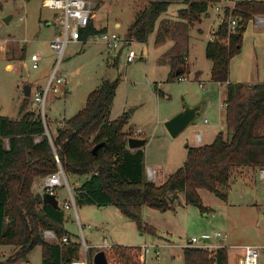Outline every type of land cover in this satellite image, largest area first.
Here are the masks:
<instances>
[{"label": "rangeland", "instance_id": "obj_1", "mask_svg": "<svg viewBox=\"0 0 264 264\" xmlns=\"http://www.w3.org/2000/svg\"><path fill=\"white\" fill-rule=\"evenodd\" d=\"M92 1L93 15L95 9L97 11V27L107 25L109 36L126 40L128 46L110 49L101 33L86 41H71L60 58L51 42L63 33V26L59 19L49 26L45 23L46 19L52 20L57 10L46 7L42 0H0V115L18 118L25 99L24 89L29 86L31 96L25 110L42 116V106L35 102V94L46 88L56 70L57 75L65 77L66 81L58 94L51 92L48 95L44 105L47 131L55 134L65 119L85 107L89 94L104 80L117 81L110 118L117 119L124 112H129L124 130L130 136L147 140L144 146L145 177L149 175L148 167H151L154 171L149 169V172L157 173L155 181L160 184L158 174L169 177L187 159L188 146L198 143L195 130H201L203 142L209 141L213 134L221 131V127L225 129L224 135L228 136L225 106L228 84L211 79L212 61L206 57V45L211 37L214 38L221 23L214 9L218 1L208 3V12L201 15V23L192 24L189 72L185 75L186 80L176 81L168 80L170 66L159 63L171 42L155 44L157 27L145 43L128 41L126 37L137 14L148 8L153 0ZM186 6L182 1H174L161 18L174 20L179 10ZM261 18L264 19V15H255L247 24L241 50L230 63L231 83L252 85L264 81V23L259 22ZM127 47L137 53L133 62H127ZM34 55L40 57L39 64L33 60ZM198 104H203V107L205 104L202 115L176 138L172 137L165 121L184 107ZM138 130L142 134H138ZM5 144L8 146L7 140ZM260 169L236 172L227 190V201L200 189L203 203L210 209L206 213L188 204L183 192H179L175 199V210L162 212L143 205V222L154 227L156 234L140 231L135 221L125 217L113 205L106 210L97 205L77 206L76 210L64 208L65 229L76 242L81 243L79 260L89 256L90 264H94L95 253L108 249L99 248L92 253L88 250L90 247L117 243L141 245L143 249L147 246L149 251L145 252V264H185L183 248L187 242L192 237L200 238L203 234L216 232H221L225 238L214 237L212 244L215 247L209 250L227 246L229 264H239L243 247L264 248V179L260 177ZM66 178L74 195V187L83 182L84 177L66 174ZM43 180H36V184L40 183L33 188L35 193H44ZM57 195L62 206L66 199L69 201L66 186L59 187ZM17 250L14 245H0L1 260L11 257ZM18 264H42L41 246L34 248ZM260 264H264L263 259Z\"/></svg>", "mask_w": 264, "mask_h": 264}, {"label": "trees", "instance_id": "obj_2", "mask_svg": "<svg viewBox=\"0 0 264 264\" xmlns=\"http://www.w3.org/2000/svg\"><path fill=\"white\" fill-rule=\"evenodd\" d=\"M174 1L187 6L179 10L174 20L161 18ZM217 1L220 0H153L137 14L128 28L127 40L145 43L157 27L155 44L172 42L159 63L170 66L168 80L176 81L189 72L192 24L201 23L208 3ZM234 15L235 28L231 30L227 22L220 23L214 39L206 46V57L213 63L211 79L228 84V136L220 131L211 144L188 146L186 161L162 184L145 177V147L128 146L132 136L124 128L129 112L110 118L117 81L104 80L89 94L85 107L65 119L55 134L46 133L49 127L40 114L25 110L29 97L23 100L18 118L0 115V245L18 247L11 257L0 259V264H18L37 246L42 248V264H71L79 259L81 243L65 229L64 206L43 204L42 195L33 191L37 179L55 173L60 166L67 175L88 176L74 187L77 206L113 205L135 221L140 231L152 234H156L154 227L142 219L143 205L162 212L175 210V199L183 192L188 204L206 213L210 209L204 205L200 189L227 201V190L236 172L264 169V81L252 85L229 81L231 60L241 50L248 22L255 15H264V0H243ZM104 32L105 28L96 29L90 20L80 30V39L86 41ZM99 144L102 145L94 154L93 149ZM45 230L53 231L57 241L47 239ZM64 237L68 238L67 243ZM88 250L95 252L91 247ZM105 252L109 264H145L142 246L117 244ZM183 253L185 264L229 261L226 246L214 251L185 246Z\"/></svg>", "mask_w": 264, "mask_h": 264}, {"label": "built area", "instance_id": "obj_3", "mask_svg": "<svg viewBox=\"0 0 264 264\" xmlns=\"http://www.w3.org/2000/svg\"><path fill=\"white\" fill-rule=\"evenodd\" d=\"M243 0H220L214 5L215 13L221 20V23L227 22L229 24V29H234L237 24V18L234 12L237 10V5ZM44 5L50 9L63 12L59 18L61 25L63 26V33L57 35L51 42L53 49L62 57L66 46L71 41L80 40V30L85 29L90 20L93 17L92 5L89 0H44ZM260 23H264V19H259ZM102 38L105 40L106 44L110 49H116L123 46H128L129 44L124 39L111 38L108 34H102ZM214 38L212 37L211 40ZM127 62H133L137 58V53L134 49H129L127 47ZM33 60L39 64L40 57L37 55L33 56ZM187 76H182L179 80H186ZM66 81L65 77L58 76L55 70L52 74L49 83L44 90H41L35 94V102L42 106L43 115L41 116L45 125L44 119V105L47 100L48 95L52 92L53 94H58L60 92L61 85ZM47 127V125H46ZM48 130V129H47ZM138 134H142L141 130L137 131ZM133 137V136H132ZM135 137V136H134ZM198 139L200 134H197ZM150 176H154L153 172L150 171ZM260 177L264 179V169L260 171ZM43 192H48L57 195V189L61 186H66L69 192V201L64 204L65 209H71L72 207L76 209V202L71 191L70 184L66 178V173L64 169L60 166L58 171L44 177ZM45 235L49 238H54L55 234L51 230H46ZM214 237H224L221 232H216L215 234H203L200 238L192 237L186 246H194L201 248H214L212 244V239ZM64 242H68V238L64 237ZM218 248V247H216ZM243 256L240 259L239 264H260V260H264V248L257 246L248 245L242 248ZM149 249L146 247L145 252ZM156 255H159V251H156ZM71 264H90V258L87 256L84 259H78L73 261Z\"/></svg>", "mask_w": 264, "mask_h": 264}, {"label": "water", "instance_id": "obj_4", "mask_svg": "<svg viewBox=\"0 0 264 264\" xmlns=\"http://www.w3.org/2000/svg\"><path fill=\"white\" fill-rule=\"evenodd\" d=\"M8 19L6 20L7 22L9 21ZM24 74L26 75V72H24ZM24 94L25 97L31 96V88L29 86L25 87ZM202 111H203V104H198L195 106H186L175 116L167 119L165 121V127L169 131L170 135L176 138L182 131L188 128L198 117L202 115ZM131 112L133 113V110H131ZM46 133L49 135L48 131ZM146 143L147 140L140 137H130L128 139V146L130 149H137L144 147ZM101 145L102 144H99L94 147L93 149L94 154L97 153V150ZM42 198H43L42 199L43 204H51L55 208H60V203L56 194L44 192L42 194ZM93 261L94 264H109L106 256V252L104 250L95 253Z\"/></svg>", "mask_w": 264, "mask_h": 264}, {"label": "crops", "instance_id": "obj_5", "mask_svg": "<svg viewBox=\"0 0 264 264\" xmlns=\"http://www.w3.org/2000/svg\"><path fill=\"white\" fill-rule=\"evenodd\" d=\"M43 2H44V0H42ZM90 1V3H91V5H92V3H93V1L92 0H89ZM95 13H94V15H93V19H92V23H93V25H94V27L96 28V29H103V28H105V32L104 33H106V34H108L109 35V27L107 26V25H104V26H102L101 28H99V27H97V25H96V19H97V11H96V9H95V11H94ZM61 17V12H59V11H57V13H55L54 15H53V17L51 18L52 20H49V19H46L45 20V23H46V25H52L53 23H55L56 22V20L57 19H59V17ZM116 26L117 27H119L120 26V24L119 23H117L116 24ZM103 33V34H104ZM91 38V37H90ZM212 38V37H211ZM211 40V39H210ZM209 42V41H208ZM171 45H172V42H171ZM171 45H170V47H171ZM207 46V45H206ZM169 47V48H170ZM212 66H213V63H212ZM211 70H212V67H211ZM200 85L202 86V83H200ZM204 107H205V104H204ZM204 107H203V110H204ZM203 112V111H202ZM206 121V120H205ZM221 129V131H224L225 129H224V127H221L220 128ZM199 131H201V130H195V134L197 135V134H200V138L198 139V137H197V140H198V143H195V145L194 146H202V145H205V144H211L212 142H213V140L215 139V137H216V135L220 132V131H218V132H216L215 134H213L212 135V137L210 138V140L209 141H206V142H203V141H201V133L202 132H199ZM187 154H188V152H187ZM186 158H187V156H186ZM186 161V160H185ZM184 161V162H185ZM180 166H178V168H179ZM177 168V169H178ZM145 169H146V167H145ZM149 169H152L151 167H148V176L146 177V179H148V180H152V181H154L156 184H158L155 180H157L156 179V172H155V179H151V176H150V173H149ZM248 169H253V168H245V169H242V170H240V171H238V172H242V171H244V170H248ZM153 170V169H152ZM255 170V169H254ZM261 170V169H260ZM154 171V170H153ZM159 175V177L158 178H160V184H162L163 182H165L166 180H167V175H164L163 173H159L158 174ZM82 177H84V180H83V182L88 178V176L87 175H85V176H82ZM41 181V180H40ZM236 181V179L233 181V182H235ZM83 182H81V183H78L76 186H79V185H81ZM40 183V182H39ZM39 183H37L36 184V181H35V183H34V186H33V188H35L36 187V185H38ZM159 185V184H158ZM74 196V195H73ZM57 198H58V195H57ZM58 200H59V198H58ZM66 201H68L67 199L64 201V203H63V205L65 204V202ZM59 203H60V201H59ZM62 205L60 204V207H61ZM110 206V205H109ZM109 206H104V207H100V209L101 210H106V209H108V207ZM63 207V206H62ZM76 208H77V205H76ZM67 210V209H66ZM76 210V209H75ZM89 227H91V226H89ZM55 239H56V236L54 237ZM72 239L73 240H75L73 237H72ZM51 241H53V240H51ZM118 245H126V244H120V243H117ZM117 244H109V245H107V246H105L104 245V247H100V246H92L94 249H99V248H109V247H111V246H113V245H117ZM130 245V244H129ZM9 246H13V245H9ZM88 246V245H87ZM138 246H141V245H138ZM38 247V246H37ZM145 247H147V246H145ZM227 247V246H226ZM36 248V247H35ZM228 248V247H227ZM80 254H81V252H80ZM79 254V255H80ZM2 256V255H1ZM243 256V255H242ZM242 256L241 257H239V259H238V261H239V263H240V259L242 258ZM158 257V256H157ZM3 258V257H2ZM2 258H0V259H2ZM228 259H230V251H229V248H228ZM228 264H229V261H228Z\"/></svg>", "mask_w": 264, "mask_h": 264}]
</instances>
